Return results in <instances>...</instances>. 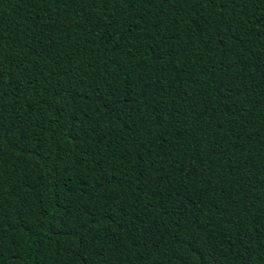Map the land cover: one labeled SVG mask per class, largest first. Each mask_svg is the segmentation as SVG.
Here are the masks:
<instances>
[{"label":"trees","instance_id":"trees-1","mask_svg":"<svg viewBox=\"0 0 264 264\" xmlns=\"http://www.w3.org/2000/svg\"><path fill=\"white\" fill-rule=\"evenodd\" d=\"M0 264H264V0H0Z\"/></svg>","mask_w":264,"mask_h":264}]
</instances>
